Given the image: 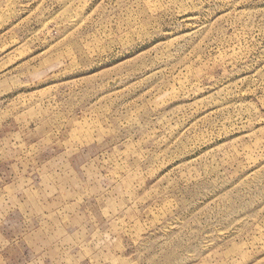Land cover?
I'll return each instance as SVG.
<instances>
[{
    "label": "rangeland",
    "instance_id": "rangeland-1",
    "mask_svg": "<svg viewBox=\"0 0 264 264\" xmlns=\"http://www.w3.org/2000/svg\"><path fill=\"white\" fill-rule=\"evenodd\" d=\"M0 264H264V0H0Z\"/></svg>",
    "mask_w": 264,
    "mask_h": 264
}]
</instances>
